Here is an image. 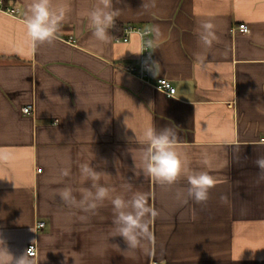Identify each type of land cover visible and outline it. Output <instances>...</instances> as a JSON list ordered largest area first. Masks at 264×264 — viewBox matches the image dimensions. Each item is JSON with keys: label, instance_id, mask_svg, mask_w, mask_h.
I'll return each instance as SVG.
<instances>
[{"label": "crops", "instance_id": "crops-1", "mask_svg": "<svg viewBox=\"0 0 264 264\" xmlns=\"http://www.w3.org/2000/svg\"><path fill=\"white\" fill-rule=\"evenodd\" d=\"M4 2L19 10H0V239L7 250L18 257L36 243L35 264H264V173L255 163L264 157V0H113L120 15L106 43L92 37L86 16L97 0H67L56 40L35 48L24 24L29 0ZM204 20L216 26L211 48L198 38ZM241 23L249 33L232 32ZM125 25L152 30L154 71L176 88L174 97L116 67L136 66L141 55L138 35L115 41ZM148 126L172 128L190 170L215 179L206 203L187 196L185 176L163 185L144 174L146 145L130 138ZM83 162L113 195L147 194L158 213L148 219L151 239L128 249L108 201L90 214L60 199L64 187L78 199L90 187Z\"/></svg>", "mask_w": 264, "mask_h": 264}, {"label": "clouds", "instance_id": "clouds-1", "mask_svg": "<svg viewBox=\"0 0 264 264\" xmlns=\"http://www.w3.org/2000/svg\"><path fill=\"white\" fill-rule=\"evenodd\" d=\"M116 2L120 3L121 0ZM152 3L154 6L155 0H152ZM68 11L67 0H29L24 24L33 48L38 43L51 44L56 40ZM119 15L120 9L113 7V0H97L95 7L86 12L92 37L101 43L108 42L109 30L115 27ZM197 34L205 48H211L214 41L218 40L216 26L211 20L197 21ZM142 53L143 51H138L135 54ZM156 64L151 55L142 62L144 70L153 75H156ZM133 139L146 145L142 169L145 175L163 185H173L181 176H185L188 182L187 196L197 204L208 201L210 189L215 186L216 181L207 171L190 170L187 159H182L176 151L177 134L172 128L165 127L157 131L155 127L148 126L140 137L130 138ZM255 163L264 173V157L257 158ZM78 167L82 180L91 181V185L79 189V199L71 187L60 189L58 195L65 204L78 207L84 213L95 214L96 210L108 201L112 209V224L115 226L116 236L124 239L128 249H137L143 241L152 238L148 219L155 218L158 213L150 206L147 194L131 192V184H128L125 188L131 192L130 197L123 194L113 195L115 190L100 183L101 173L89 163H80ZM69 174L70 169L62 170L63 176ZM220 199L222 203H228L227 196H221ZM33 256V250L29 248L22 255L14 257L5 247V241L0 239V264H35Z\"/></svg>", "mask_w": 264, "mask_h": 264}, {"label": "built area", "instance_id": "built-area-1", "mask_svg": "<svg viewBox=\"0 0 264 264\" xmlns=\"http://www.w3.org/2000/svg\"><path fill=\"white\" fill-rule=\"evenodd\" d=\"M5 0H0V10L8 13L9 15H17L19 10L7 7L5 5ZM249 26L245 23H241L232 28L233 33L247 34L249 33ZM138 35L141 39V51L143 53L140 55L138 65L133 66H116L118 69L128 73L129 75L135 77L146 85L156 88L157 90L165 93L168 97H174L176 95V88L171 84V82L165 78L157 77L149 71L144 70L142 62L146 57L151 55V59L155 61L154 54L152 51V30L149 28L134 26V25H125L123 29L122 36H116V42L127 43L130 41L132 35ZM151 42V43H149ZM32 107L28 106L23 109L25 114H30ZM264 142V139H263ZM45 227L44 222H38L37 229L41 230ZM32 248L34 256L37 255V245L36 243H31L28 245L27 249Z\"/></svg>", "mask_w": 264, "mask_h": 264}]
</instances>
